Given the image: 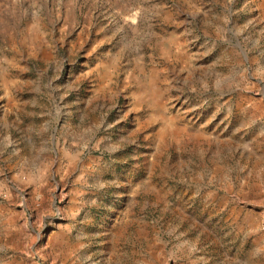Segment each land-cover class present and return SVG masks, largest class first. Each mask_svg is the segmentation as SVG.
<instances>
[{
	"label": "rangeland",
	"instance_id": "rangeland-1",
	"mask_svg": "<svg viewBox=\"0 0 264 264\" xmlns=\"http://www.w3.org/2000/svg\"><path fill=\"white\" fill-rule=\"evenodd\" d=\"M0 264H264V0H0Z\"/></svg>",
	"mask_w": 264,
	"mask_h": 264
}]
</instances>
